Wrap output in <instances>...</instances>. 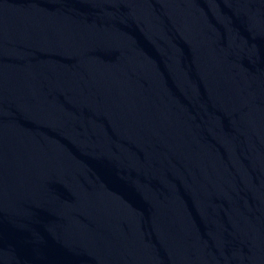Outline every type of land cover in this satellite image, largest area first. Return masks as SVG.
<instances>
[{
	"label": "water",
	"instance_id": "95a60500",
	"mask_svg": "<svg viewBox=\"0 0 264 264\" xmlns=\"http://www.w3.org/2000/svg\"><path fill=\"white\" fill-rule=\"evenodd\" d=\"M0 264H264V0H0Z\"/></svg>",
	"mask_w": 264,
	"mask_h": 264
}]
</instances>
